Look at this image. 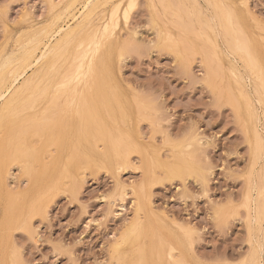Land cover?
Listing matches in <instances>:
<instances>
[{
  "label": "rangeland",
  "instance_id": "rangeland-1",
  "mask_svg": "<svg viewBox=\"0 0 264 264\" xmlns=\"http://www.w3.org/2000/svg\"><path fill=\"white\" fill-rule=\"evenodd\" d=\"M85 2L0 0V264H264V0ZM59 26L76 41L24 63ZM16 67L27 88L4 113Z\"/></svg>",
  "mask_w": 264,
  "mask_h": 264
},
{
  "label": "bare ground",
  "instance_id": "bare-ground-1",
  "mask_svg": "<svg viewBox=\"0 0 264 264\" xmlns=\"http://www.w3.org/2000/svg\"><path fill=\"white\" fill-rule=\"evenodd\" d=\"M86 2H85V5H84V10L82 11V12H80L81 14L83 13V12H85L87 9H90V10H93L94 8V6L98 3L97 2V0H85ZM146 1H148V0H146ZM154 1V0H153ZM54 2V1H53ZM83 2V1H82ZM174 2V1H173ZM193 2V1H192ZM211 1H209V3H210ZM155 3V2H154ZM233 3V2H232ZM116 4V3H115ZM121 4V3H120ZM200 4V3H199ZM227 4V3H226ZM72 5H73V2H71L70 4H68L67 6H62L63 8H62V10H61V12L60 11H58V13H56V14H59V12H60V14H59V16H60V18L61 17H63V16H69L70 14L73 16V19H74V16H75V14L74 13H72L73 12V9H72ZM117 5H118V3H117ZM196 5V4H195ZM119 6V5H118ZM116 7V8H118L119 9V7ZM204 6V5H203ZM210 6V5H209ZM225 6V5H224ZM104 7V6H103ZM212 7V6H211ZM226 7V6H225ZM158 8V7H157ZM216 8V7H215ZM227 8V7H226ZM83 9V8H82ZM100 9H102V8H100ZM111 9V8H110ZM114 9V8H113ZM162 9V8H161ZM160 9V10H161ZM196 9H198V8H196ZM206 9V8H205ZM231 9V8H230ZM230 9H229V12H230ZM116 10V9H115ZM159 10V9H158ZM228 10V9H227ZM89 11V10H88ZM114 11V10H113ZM152 11V10H151ZM191 11V10H190ZM199 11V10H198ZM204 11V10H203ZM160 12V11H159ZM201 11H199V14H200V16L202 15V13H200ZM113 13V12H112ZM115 13H117V11L115 12ZM114 13V14H115ZM153 13V12H152ZM161 14V13H160ZM192 14V13H191ZM236 14V13H235ZM77 15V14H76ZM85 15V14H84ZM113 15V14H112ZM116 15V14H115ZM167 15V14H166ZM216 15V14H215ZM232 12H230V18H232ZM59 16L57 17V19L59 18ZM87 16V15H86ZM236 17H237V15H235ZM85 17V16H84ZM203 17V16H202ZM206 17V16H205ZM212 17V16H211ZM211 17H209V19L211 18ZM214 17V16H213ZM212 17V18H213ZM168 18V17H167ZM211 18V19H212ZM235 18V17H234ZM210 19V20H211ZM92 20V19H91ZM116 20V19H115ZM168 20V19H167ZM204 20V19H203ZM213 20V19H212ZM211 20V21H212ZM156 21V20H155ZM159 21V20H158ZM173 21V20H172ZM233 21V20H232ZM238 21H240V23H241V20H238ZM204 22V21H203ZM213 22V21H212ZM235 22V21H234ZM237 22V21H236ZM165 24H166V22H164ZM214 24H217V22H216V20L214 19V22H213ZM78 24V23H77ZM174 24V23H173ZM237 24H238V22H237ZM242 24V23H241ZM67 25V24H66ZM80 25V24H79ZM175 25V24H174ZM205 25V24H204ZM220 25V24H219ZM239 25V24H238ZM70 27V25H67V27ZM72 26V25H71ZM81 26V25H80ZM79 26V27H80ZM83 26V25H82ZM209 26V25H208ZM215 26V25H214ZM244 28H245V26H244V24L242 25ZM56 27V26H55ZM76 27V26H75ZM78 27V26H77ZM78 27V28H79ZM234 27V26H233ZM46 28V27H45ZM77 28V30H79ZM168 28V27H167ZM207 28V27H206ZM209 28H211V27H209ZM212 28H214V27H212ZM241 28V27H240ZM81 29H83L82 27H81ZM80 29V30H81ZM170 29V28H169ZM181 29V28H180ZM208 29V28H207ZM216 30H217V27L215 28ZM219 29V28H218ZM48 30V29H47ZM72 30H73V28L72 29H70V30H68V28H65L64 26H59V27H57V28H55L54 30H51V31H47L48 32V34H47V40L45 41V40H39L37 43H36V41L37 40H35V44L30 48L29 47V50H27L28 51V54H27V56L26 57H24L25 59H23L24 60V63L25 62H28V64L29 65H35L36 63H38L40 60H42V59H44L45 58V61H46V59H47V62H53V60H54V54H58V53H61V51L63 50V46L65 47V45H67V44H73L76 40H75V38H74V34L72 33ZM76 30V29H75ZM247 30V29H246ZM182 31V30H181ZM193 31V30H192ZM244 31H245V29H244ZM252 31V30H251ZM45 32V31H44ZM75 32V35H78V34H76V33H78L77 31H74ZM198 32H199V30H198ZM209 32H210V30H209ZM247 32V31H246ZM177 33V32H176ZM181 33V32H180ZM45 34V35H46ZM183 34H185V33H183ZM197 34V33H196ZM242 34V33H241ZM73 35V36H72ZM181 35V34H180ZM188 35V34H187ZM220 29L219 30H217V31H215L214 30V32L211 34L210 33V35H208L206 38H204L205 39V41L209 44V45H211V47L213 48L212 50L214 51V53L215 54H221L222 52V50H221V47H220V45H219V42H218V38H220ZM249 35V37L247 38V41H244V37L245 36H243V38H240L242 41H241V43L243 44V46L244 47H246V48H250L251 50V54H252V57H254V58H256L257 60H258V56H259V41H257L256 39H254V38H252L251 37V35H250V33L248 34ZM33 36V35H32ZM184 36V35H183ZM189 36V35H188ZM197 37H198V35H196ZM202 36V35H201ZM223 36V35H222ZM40 37V36H39ZM43 37V36H42ZM80 37V36H79ZM187 37V36H186ZM191 37V35L189 36V38ZM205 37V36H204ZM45 39V38H44ZM163 39V38H162ZM197 39H200V38H197ZM221 39V38H220ZM188 40V39H187ZM186 40V41H187ZM190 40V39H189ZM188 40V41H189ZM31 41V43L33 44V42H32V40H30ZM49 41V42H48ZM97 41V40H96ZM203 41V40H202ZM55 42V43H54ZM191 42V41H190ZM225 42H226V40H225ZM29 43V42H28ZM193 43V42H192ZM197 43H199L198 41H197ZM203 43V42H202ZM32 44H30V46L32 45ZM29 45V44H28ZM77 45H78V43H77ZM76 45V46H77ZM193 45V44H192ZM208 45V46H209ZM70 46V45H69ZM68 46V47H69ZM225 46V45H224ZM28 47V46H27ZM93 47V46H92ZM195 47V46H194ZM210 47V48H211ZM244 47H242V48H244ZM21 48V47H20ZM26 48V47H25ZM24 48V49H25ZM205 48V47H204ZM209 48V50H208V48H207V50L208 51H211V49ZM245 48V50H247ZM23 49V50H24ZM194 49V48H193ZM21 50V49H20ZM39 50V52H37ZM229 50H230V52H231V54L233 53L234 54V49L233 48H230L229 47ZM244 50V51H245ZM69 51V50H68ZM195 51V50H194ZM207 51V52H208ZM224 51V50H223ZM17 52H19V51H17ZM24 52V51H23ZM26 52V51H25ZM81 52V51H80ZM79 52V53H80ZM95 52V51H94ZM230 52H228V53H230ZM247 53V52H246ZM17 54V53H16ZM67 54V53H66ZM219 54V55H220ZM224 54L226 55L227 53H225L224 52ZM59 55V54H58ZM212 56H213V54H211ZM218 55V56H219ZM224 55V56H225ZM15 56V55H14ZM81 56H83V54H82V52H81V54L78 56V58L79 57H81ZM214 56H216V55H214ZM217 56V57H218ZM228 56V55H227ZM226 56V57H227ZM17 57V56H16ZM180 57V56H179ZM260 57V56H259ZM12 58V57H11ZM15 58V57H14ZM250 58H251V56H250ZM253 58V59H254ZM261 58V57H260ZM227 59H228V61L230 62V64H231V68H232V70H237V68H236V66H235V64L233 63L234 61L232 60V59H230V58H228L227 57ZM8 60H10V59H8ZM183 60H185V59H183ZM212 60H213V58H212ZM256 60V61H257ZM262 60V59H261ZM260 59H259V65H261V63H262V67L261 68H263L264 67V63L263 62H261L260 63V61H261ZM10 61H12V60H10ZM110 61H111V58H110ZM227 61V60H226ZM236 61V60H235ZM255 61V62H256ZM5 62V61H4ZM13 62V61H12ZM222 62V61H221ZM11 63V62H10ZM42 63H44V61L42 62ZM42 63L40 64V65H42ZM50 63H47L46 65H48V69H46V70H49V64ZM256 63H258V62H256ZM4 64H6V63H3V66H4ZM12 64V63H11ZM239 64V63H238ZM8 65V64H7ZM10 65V64H9ZM26 65H27V63H26ZM28 65V66H29ZM45 65V66H46ZM2 66V65H1ZM25 66V65H24ZM27 66V67H28ZM44 66V65H43ZM44 66V67H45ZM219 66V65H218ZM6 67H8V66H6ZM43 67V68H44ZM243 67V66H242ZM15 68V67H14ZM25 68H26V66H25ZM24 68V69H25ZM30 68V67H29ZM32 68H34V66L32 67ZM37 68V67H36ZM35 68V69H36ZM47 68V67H46ZM218 68V67H217ZM5 69V68H4ZM3 69V70H4ZM8 69V68H7ZM18 69H19V67H18ZM244 69V68H243ZM10 69H8V71H9ZM217 70V69H216ZM263 70V75H262V79H260L259 81H257V82H255L254 83V85H253V88H254V91H255V93H257L258 95H259V97H258V101L264 106V68L262 69ZM5 71V70H4ZM17 71V67H16V69L13 71V73H15ZM22 71H24L23 69H22ZM42 72H43V69L41 70ZM41 71H39L40 72V75L42 74V72ZM84 71V70H83ZM241 71V70H240ZM51 72V71H50ZM235 72V71H234ZM218 73V72H217ZM233 73V72H232ZM231 73V74H232ZM243 73V72H242ZM6 74V73H5ZM23 74V73H22ZM20 72L18 73V72H16L15 73V76L12 74V76H14L13 78H12V82H11V86H14L15 85V83L17 82V81H19L20 79H19V77H20V75H22ZM49 74V73H48ZM223 74V73H222ZM239 74V73H238ZM237 74V75H238ZM262 74V73H261ZM2 75V78H3V74H1ZM0 75V76H1ZM39 75V74H38ZM37 75V76H38ZM42 76V75H41ZM43 76H45V75H43ZM76 76V75H75ZM84 76V75H83ZM36 77V76H35ZM40 77V76H39ZM46 77V76H45ZM228 77V76H227ZM238 77H240V79L241 80H243L244 81V79L245 78H243L242 77V74L240 75H238ZM1 78V77H0ZM25 78V77H24ZM248 78H249V76H248ZM258 78V77H257ZM37 79V78H36ZM59 79V78H58ZM224 79V78H223ZM238 79V78H237ZM252 79H254V78H252ZM35 80V79H34ZM42 80V79H41ZM45 81H46V79H45ZM54 81V80H53ZM84 81V80H83ZM20 82H21V80H20ZM23 82H24V80H23ZM32 82V81H31ZM43 82V81H42ZM241 82V81H240ZM245 82V81H244ZM243 82V83H244ZM6 83V82H5ZM40 83V82H39ZM10 84V83H9ZM18 84V83H17ZM33 84H35V82H33ZM44 84H46V83H44ZM19 85V84H18ZM29 85H30V83H29ZM29 85H28V87H29ZM238 85V84H237ZM244 85H245V83H244ZM5 86H7V85H5ZM11 86H9L10 88H11ZM34 86V85H33ZM32 86V87H33ZM45 86V85H44ZM59 86V85H58ZM61 86V85H60ZM239 86V85H238ZM252 86V85H251ZM14 87H16V86H14ZM41 87H43L42 85H41ZM215 87V86H214ZM239 87H241L242 88V86H239ZM245 87H246V85H245ZM2 88H3V86H2ZM6 88V87H5ZM25 88H27V87H23L22 85L19 87H16L15 89L14 88H12L11 89V94H9V97L7 98V99H5L4 100V102H3V104H2V106H3V111H4V109L6 108V107H10L14 102H15V100L18 98V97H20L21 95L24 97V95H23V91L24 90H26ZM31 88V86L29 87V89ZM34 88H36V87H34ZM73 88V87H72ZM47 89V88H46ZM85 89V88H84ZM223 89V88H222ZM3 90V89H2ZM8 90V89H7ZM241 90V89H240ZM246 90V89H245ZM5 91V90H4ZM27 91H28V89H27ZM26 91V92H27ZM30 91V90H29ZM28 91V92H29ZM33 91V90H32ZM37 91V90H36ZM247 92H249L248 90H246ZM253 91V92H254ZM25 92V93H26ZM27 92V93H28ZM31 92V91H30ZM243 92H244V89H243ZM5 93H7V92H5ZM4 93V94H5ZM26 93V95H28V94H30V93H28L27 94ZM35 93V92H34ZM33 93V94H34ZM228 93H229V91H228ZM240 94L242 93V91H240L239 92ZM3 94V92H1L0 93V98H3L5 95ZM247 94L248 93H246V94H242L244 97H242V98H244V100L247 102L246 103V107L248 108L247 109V111L249 110L250 111V113H254V114H251V122H252V120L253 121H256L257 122V120H258V122H260L261 120H260V115H259V112H257L256 110H254V109H257V108H254L253 109V107H251V102L249 101V98H250V94L248 95L249 96V98H246L247 97ZM59 95V94H58ZM109 95V94H108ZM65 96V95H64ZM231 96V95H230ZM50 97V96H49ZM108 97V96H107ZM232 97V96H231ZM26 98V97H25ZM24 98V99H25ZM70 98V97H69ZM241 98V97H240ZM21 99V98H20ZM24 99H22V100H24ZM239 99V98H238ZM247 99H248V101H247ZM63 100V99H62ZM234 100H236L235 98H234ZM243 100V99H242ZM257 100V99H256ZM18 101V100H17ZM21 102V101H20ZM236 102V101H235ZM238 102V101H237ZM236 102V103H237ZM239 102H240V100H239ZM46 103V102H45ZM94 103V102H93ZM242 103V102H241ZM259 103V104H260ZM99 104V103H98ZM116 104V103H115ZM253 104V103H252ZM21 105V104H20ZM61 105V104H60ZM242 105V104H241ZM12 106H14V104L12 105ZM16 106V105H15ZM64 106V105H63ZM238 106V105H237ZM253 106V105H252ZM95 107V106H94ZM238 108H240V107H238ZM243 108V107H242ZM241 108V109H242ZM10 109V108H9ZM13 109H15V108H13ZM118 109V108H117ZM7 110H8V108H7ZM102 110V109H101ZM243 110V109H242ZM0 111L2 112V110L0 109ZM9 111H11V109L9 110ZM9 111H7V112H9ZM15 111V110H14ZM18 111V110H17ZM246 111V110H245ZM248 111V112H249ZM1 112H0V115H1ZM119 112V111H118ZM241 112V111H240ZM4 113H5V111H4ZM12 113H13V111H12ZM21 113V112H20ZM110 113V112H109ZM263 113V112H262ZM7 114V113H6ZM5 114V115H6ZM106 114V113H105ZM4 115V114H3ZM4 115V117H7V119H8V116H10L11 117V115H6L5 116ZM13 115V114H12ZM17 115V114H16ZM69 115V114H68ZM107 115V114H106ZM104 116V115H103ZM245 116V115H244ZM2 116H0V118H1ZM27 117V116H26ZM73 117H74V114H73ZM108 117V116H107ZM109 118V117H108ZM246 119H247V117H245ZM264 118V117H263ZM12 119H15V117H13ZM17 119V118H16ZM106 119V118H105ZM9 120V119H8ZM109 120V119H108ZM120 120V119H119ZM249 120V119H248ZM74 121V120H73ZM110 121V120H109ZM123 121V120H122ZM247 121V120H246ZM245 121V122H246ZM264 121V120H263ZM13 122V121H12ZM98 122V121H97ZM247 122H249V121H247ZM257 122V123H258ZM0 123H1V121H0ZM6 123V122H5ZM8 123V122H7ZM6 123V124H7ZM74 123V122H73ZM111 123V122H110ZM112 123H113V121H112ZM122 123V122H121ZM249 124H250V122H249ZM263 124H264V122H263ZM60 125V124H59ZM254 125V124H253ZM256 125V124H255ZM247 126V125H246ZM261 126H263V125H261ZM7 127V126H6ZM100 127V126H99ZM248 128H250V127H248ZM253 128V127H252ZM258 130V129H257ZM262 130V129H261ZM73 131H75L74 129H73ZM251 131H253V129L251 130ZM69 132V131H68ZM72 132V131H71ZM131 132H132V130H131ZM255 132V131H254ZM253 132V133H254ZM56 133V132H55ZM129 133V132H128ZM133 133V132H132ZM255 133H257V132H255ZM134 134V133H133ZM264 134V133H263ZM42 135H43V133H42ZM46 135H47V132H46ZM46 135H45V137H46ZM259 135H261V133H259ZM41 136V135H40ZM42 137V136H41ZM71 137V136H70ZM259 136L257 135V138H258ZM63 138V137H62ZM140 138V137H139ZM138 138V141L140 140ZM260 138H262V137H260ZM260 138H258V139H260ZM37 139V138H36ZM66 139H67V137H66ZM264 139V138H263ZM44 140V139H43ZM43 140H42V142H43ZM69 140V139H68ZM67 140V141H68ZM117 140V139H116ZM33 141H34V139H33ZM32 141V142H33ZM35 142V141H34ZM118 142V141H117ZM140 142V141H139ZM261 142V141H260ZM259 142V143H260ZM263 142V141H262ZM63 143V142H62ZM66 144H67V142H65ZM34 144H36V143H34ZM33 143H32V145H34ZM38 144V143H37ZM36 144V145H37ZM119 144V143H118ZM65 145V144H64ZM69 145V144H68ZM124 145H126V144H124ZM191 145V144H190ZM257 145V144H256ZM30 146V145H29ZM62 146V145H61ZM103 146V145H102ZM101 146V147H102ZM263 146H264V144H263ZM263 146L261 147V144H260V147L262 148V150H264V148H263ZM31 147V146H30ZM35 147V146H34ZM38 147H40L39 146V144H38V146H36V148L38 149ZM56 147H59V143H58V146L56 145ZM68 147H70V146H68ZM100 147V146H99ZM61 148H63V147H61ZM261 148H258V146H257V149H260L261 150ZM54 149V148H53ZM56 149V148H55ZM57 149H59V148H57ZM65 149H66V145H65ZM70 149H71V147H70ZM110 149V148H109ZM39 150H40V148H39ZM100 150H101V148H100ZM38 151V150H37ZM45 151H46V149H45ZM62 151V150H61ZM259 151V150H258ZM257 151V152H258ZM44 152V151H43ZM49 152V151H48ZM53 152V151H52ZM57 152V151H56ZM69 152V151H68ZM67 152V153H68ZM255 152H256V150H255ZM260 152V151H259ZM263 152V151H262ZM38 153V152H37ZM40 153V152H39ZM44 153H46V152H44ZM59 153H60V150H59ZM112 153V152H111ZM126 154V153H125ZM257 154V153H256ZM263 154V153H262ZM42 156H43V154H41ZM45 155V154H44ZM260 155V153H258V156ZM37 156V155H36ZM39 156V155H38ZM57 156H58V154H57ZM65 156V155H64ZM257 156V155H256ZM255 156V157H256ZM258 156H257V159H258ZM263 156V155H262ZM17 157V156H16ZM81 157V156H80ZM39 158V157H38ZM42 158V157H41ZM40 158V159H41ZM50 158V157H49ZM67 158V157H66ZM262 158V157H261ZM30 159H32V158H30ZM44 158H42V160H43ZM58 159V158H57ZM64 159V158H63ZM109 159V158H108ZM112 159H114V158H112ZM55 160V159H54ZM258 160H260V158L258 159ZM19 161H20V159H19ZM31 161V160H30ZM39 161V160H38ZM59 161V160H58ZM127 161H129V160H127ZM18 162V161H17ZM26 162V161H25ZM32 162V161H31ZM44 162V161H43ZM130 162V161H129ZM258 162V161H257ZM37 163V162H36ZM36 163H34V164H36ZM39 163V162H38ZM56 163V162H55ZM41 165L43 164L42 163V161H41V163H40ZM93 164V163H92ZM114 164H115V162H114ZM258 164V163H257ZM23 165V164H22ZM27 165H29V164H27ZM37 165V164H36ZM41 165H39L38 164V167L39 166H41ZM47 165V164H46ZM35 166V165H34ZM22 167V166H21ZM30 167H31V165H30ZM96 167V166H95ZM114 167V166H113ZM85 168V167H84ZM115 168V167H114ZM34 169V168H33ZM32 170V169H31ZM60 170V169H59ZM114 170V169H113ZM117 170V169H116ZM34 171V170H33ZM167 171V170H166ZM35 172V171H34ZM32 173V172H31ZM40 173V172H39ZM29 174V173H28ZM30 175V174H29ZM38 176L40 175V174H37ZM37 175H36V178H37ZM45 175H46V172H45ZM262 176V175H261ZM263 178V177H262ZM262 181H264V180H262ZM255 182V181H254ZM262 183V182H261ZM253 184V183H252ZM253 186V185H252ZM252 186H251V188H252ZM255 187V186H254ZM143 188V187H142ZM140 189V188H139ZM133 191H134V189H133ZM252 191V190H251ZM135 193H136V191H135ZM251 193V192H250ZM125 194V193H124ZM136 195V194H135ZM253 195V194H252ZM252 199V198H251ZM255 199V198H254ZM254 201V200H253ZM252 202V201H251ZM255 203V202H254ZM252 205H254V204H252ZM251 211H252V209H251ZM253 213V212H252ZM254 215V214H253ZM252 219V218H251ZM253 219H254V217H253ZM253 222V221H252ZM130 225V224H129ZM256 226V225H255ZM263 229V228H262ZM146 231V230H145ZM262 232V231H261ZM147 233V232H146ZM145 233V234H146ZM262 234V233H261ZM146 236V235H145ZM124 237V236H123ZM149 237V236H148ZM178 237V236H177ZM176 237V238H177ZM122 238V237H121ZM120 238V239H121ZM141 238H143V236L141 237ZM183 238V237H182ZM262 238V237H261ZM148 239V238H147ZM140 240H143V239H140ZM175 240V238L173 239V241ZM179 240H180V238H179ZM178 240V241H179ZM183 240V239H182ZM182 240H180L179 242H181ZM124 241V240H123ZM148 241V240H147ZM177 241V240H176ZM260 241H262V240H260ZM118 242H119V240H118ZM143 242V241H142ZM120 243H122V242H120ZM129 243V242H128ZM147 243V242H146ZM146 243H145V245H146ZM150 243V242H149ZM177 245H178V243L177 242H175ZM182 244H183V242H181ZM173 244H174V242H173ZM188 244V243H187ZM261 244H262V242L260 243V246H261ZM139 245V244H138ZM175 245V244H174ZM177 245H175V246H177ZM186 245V244H185ZM134 246V245H133ZM142 246H144V245H142ZM141 246V247H142ZM147 246V245H146ZM148 246H149V244H148ZM179 246H180V244H179ZM179 246H177L178 248H179ZM257 246V245H256ZM116 247V245L114 246V248ZM141 247H139V249L141 248ZM176 247V248H177ZM181 248H182V246H180ZM259 247V246H258ZM113 248V249H114ZM127 248V247H126ZM146 248H148V247H146ZM165 248V247H164ZM180 248V249H181ZM185 248V247H184ZM124 249V248H123ZM132 249V248H131ZM145 249V248H144ZM152 249V248H151ZM185 249H187L188 250V247L187 248H185ZM261 249V247L259 248V250ZM146 250V249H145ZM258 250V251H259ZM263 250H264V246H263ZM120 250H118V252H119ZM121 251H123V250H121ZM132 251V250H131ZM181 251H182V249H181ZM262 251V250H261ZM166 252V251H165ZM134 253V252H133ZM176 253V252H175ZM259 253V255H261V253L260 252H258ZM182 254H183V252H182ZM114 256H115V254H113ZM130 255V254H129ZM134 255V254H133ZM139 255V253L137 254V256ZM140 255H141V253H140ZM150 255V254H149ZM174 255V254H173ZM179 255V254H178ZM177 255V256H178ZM186 255V254H185ZM120 256V255H119ZM136 256V255H135ZM136 256V257H137ZM142 256V255H141ZM140 256V257H141ZM167 256V255H166ZM191 256V255H190ZM264 256V255H263ZM121 257V256H120ZM128 257V256H127ZM130 257V256H129ZM143 257V256H142ZM156 257V256H155ZM135 259V258H134ZM137 259H139V258H137ZM258 259V258H257ZM259 259H261L260 257H259ZM117 260V259H116ZM123 261V260H122ZM135 261H136V259H135ZM161 261H162V259H161ZM164 261V260H163ZM186 261V260H185ZM120 262V261H119ZM125 262V261H124ZM129 262V261H128ZM166 262V261H165ZM164 262V263H165ZM187 262V261H186ZM123 263V262H122ZM152 263H153V261H152ZM160 263V262H159ZM163 263V262H162ZM132 264H134V262L132 263ZM140 264V263H139ZM149 264V263H148ZM154 264V263H153ZM262 264V263H261Z\"/></svg>",
  "mask_w": 264,
  "mask_h": 264
}]
</instances>
